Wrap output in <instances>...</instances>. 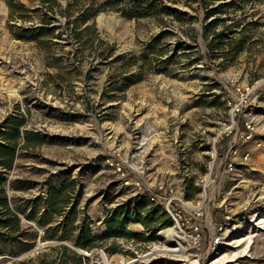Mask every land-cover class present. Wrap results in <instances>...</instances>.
I'll return each mask as SVG.
<instances>
[{
  "label": "rangeland",
  "instance_id": "374dc122",
  "mask_svg": "<svg viewBox=\"0 0 264 264\" xmlns=\"http://www.w3.org/2000/svg\"><path fill=\"white\" fill-rule=\"evenodd\" d=\"M12 1L25 5L26 20L11 18ZM70 1L0 0V137L8 121L23 122L14 165L0 167V175L21 219L20 234L8 245L24 249L3 254L0 264L29 258L62 264V245L86 257L83 264H264V224L257 225L264 198L253 196H264V0L235 12L245 11L257 25L230 66L205 55L199 1L188 7L161 0L182 19L164 14L136 21L102 9L95 20L105 43L97 41V49L69 33ZM131 5L122 0L119 7ZM43 25L33 40L17 37V27ZM108 44L115 47L110 57ZM26 131L38 133L41 143L27 146ZM69 180L74 191L57 213L47 210L49 189ZM160 181L174 194L184 189L198 206L197 213L186 211L184 248L173 222L150 215L156 204L132 213L148 220L125 226L137 236L108 237L104 221L138 195L137 183ZM226 216L237 230L214 247L210 237ZM197 226L198 240L191 234ZM86 229L100 237L91 250L74 243ZM233 254L239 257L226 261ZM64 256V264H77L70 251Z\"/></svg>",
  "mask_w": 264,
  "mask_h": 264
},
{
  "label": "trees",
  "instance_id": "16d2710c",
  "mask_svg": "<svg viewBox=\"0 0 264 264\" xmlns=\"http://www.w3.org/2000/svg\"><path fill=\"white\" fill-rule=\"evenodd\" d=\"M52 1V0H48ZM97 0H91L90 3H84V0H71L64 10V13L68 18V29L75 43L79 45L89 44L92 48L96 47L97 41H102L99 37V32L96 24V14L106 8L120 11L121 14L130 20H141L144 18H157L162 19V15L169 14L175 15L177 18L182 19L179 11L175 8L165 6L161 0H132V5L128 8L119 7L122 0H107L102 3H95ZM173 3H184L186 6L191 7L194 2H200L198 7L204 12L205 25L202 31V38L206 41L205 55L214 62L222 61L219 63L223 66H230L236 63L238 56L246 50L249 41L251 40L250 26L257 25V22H248L247 14L242 11L240 15H236L237 10H243L250 2L255 0H171ZM10 15L11 18L17 20H26L25 5L23 3H17L15 1L10 2ZM92 21L91 24H88ZM47 22H45V25ZM42 27H17L19 33L17 37L22 40H33V34L43 30ZM43 34V33H42ZM198 33H196L197 39ZM163 35L160 37L162 38ZM158 38V40L160 39ZM97 49V47H96ZM114 45L108 44V48L104 51V55L112 56L114 54ZM119 61V58H115ZM259 75L257 74L256 77ZM255 78V77H254ZM14 118L7 122V129L1 132V140L11 141L12 144L5 145L0 142V167L12 169L14 162L17 158V146L18 139L21 136L20 126L22 121H17ZM26 140L27 146L39 145L41 143V137L38 133L26 131L23 134ZM7 179L3 175H0V257L5 253L18 254L24 251V249H13L8 245V242L17 238L21 231V219L19 217V211L14 208L11 203V198L7 192L6 187ZM75 189L74 181H66L60 188L51 187L48 191V197L46 200L47 210L57 213L60 204L65 203L63 196ZM133 204V206H131ZM153 203L146 197L136 195L131 198L124 206H118L113 211L112 215L108 217L104 223L108 230V237H133L137 236L131 231L125 229V226L133 221L139 220L148 224L147 219H132L131 215L134 212L141 213L147 211L148 207ZM123 207L125 211H122ZM23 212V211H21ZM150 215H155L162 219L164 224H171V219L160 207H154V211ZM100 237L92 234L89 229L81 232L74 240L77 248L91 250L98 245ZM62 248L63 254L61 255L62 264L67 259L64 256L65 251H70L71 255L76 260L77 264H83V261H87V258L80 254L75 249H70L67 245L59 246ZM56 250L57 246L52 247L51 250ZM46 253H41L38 257H44ZM33 258L24 259L16 264H30ZM39 264H53L48 260H43Z\"/></svg>",
  "mask_w": 264,
  "mask_h": 264
},
{
  "label": "built area",
  "instance_id": "2783aa9c",
  "mask_svg": "<svg viewBox=\"0 0 264 264\" xmlns=\"http://www.w3.org/2000/svg\"><path fill=\"white\" fill-rule=\"evenodd\" d=\"M238 107L233 109V113L238 111ZM251 128V126L249 127ZM251 133H249L248 137L251 136ZM249 154L246 153L245 158H248ZM229 169H233V162L230 161L228 163ZM121 170V167L118 168ZM203 186L206 185V181L203 179L201 180ZM137 185L140 186L138 195H141L142 197L148 198L153 204L160 205L164 208L168 216L171 218L173 222L172 227H176L179 232L178 237L175 236V238L179 239L177 242L181 243L182 239L184 238L183 235H187L186 226L190 222L189 218H187L186 211L191 209L192 212H196V206L193 201L187 200L185 197V190L183 189L181 193H175L174 189L172 187H168L165 185V182L160 181L157 184H154L152 187H145L142 188L140 183H137ZM257 194V193H256ZM254 194V198L256 201H259L260 199L264 198L263 195H256ZM192 204V207L189 205ZM190 214V213H188ZM192 214V213H191ZM237 230V225L235 222H232L230 216H226L225 220L221 222L219 225H216V227L213 230V233L210 237V243L214 244V247L219 246L220 244L225 243V239L230 237L232 234H234ZM192 235L195 236L196 240H198L201 236V229L199 227H195V230L192 231ZM183 237V238H182Z\"/></svg>",
  "mask_w": 264,
  "mask_h": 264
},
{
  "label": "bare ground",
  "instance_id": "6f19581e",
  "mask_svg": "<svg viewBox=\"0 0 264 264\" xmlns=\"http://www.w3.org/2000/svg\"><path fill=\"white\" fill-rule=\"evenodd\" d=\"M262 197H264V196H262ZM189 205L192 207V204H189ZM260 224H264V216H262L261 220L259 221V223H258L257 225L260 226ZM260 227H264V226H260ZM174 228H175V230L177 229L176 227H174ZM174 228H173V229H174ZM174 232H176V233H175L176 236L179 235L178 230H176V231H174ZM171 234H172V233H171ZM171 234L169 233L168 237H171ZM173 235H174V234H173ZM174 243H175V242H174ZM242 243H243V242H242ZM178 244H179L182 248H184V247L182 246L181 243L178 242ZM229 244H230V243H229ZM240 244H241V243H240ZM235 256H238V254L228 255L226 261L235 260ZM238 257H239V256H238Z\"/></svg>",
  "mask_w": 264,
  "mask_h": 264
},
{
  "label": "water",
  "instance_id": "95a60500",
  "mask_svg": "<svg viewBox=\"0 0 264 264\" xmlns=\"http://www.w3.org/2000/svg\"><path fill=\"white\" fill-rule=\"evenodd\" d=\"M47 244H49V243H47ZM35 250H39V248H36ZM0 259H1V257H0Z\"/></svg>",
  "mask_w": 264,
  "mask_h": 264
}]
</instances>
